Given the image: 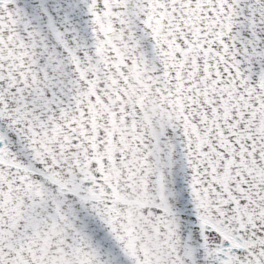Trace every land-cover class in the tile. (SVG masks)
<instances>
[{
    "label": "snow or ice",
    "instance_id": "6c2138e0",
    "mask_svg": "<svg viewBox=\"0 0 264 264\" xmlns=\"http://www.w3.org/2000/svg\"><path fill=\"white\" fill-rule=\"evenodd\" d=\"M0 264H264V0H0Z\"/></svg>",
    "mask_w": 264,
    "mask_h": 264
}]
</instances>
